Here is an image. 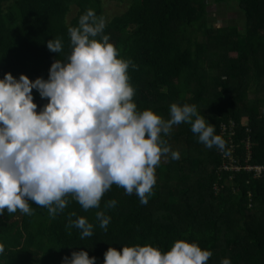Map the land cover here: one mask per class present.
Masks as SVG:
<instances>
[{
    "label": "trees",
    "instance_id": "16d2710c",
    "mask_svg": "<svg viewBox=\"0 0 264 264\" xmlns=\"http://www.w3.org/2000/svg\"><path fill=\"white\" fill-rule=\"evenodd\" d=\"M236 3L0 0V264H264V177L220 169L230 121L264 164V0Z\"/></svg>",
    "mask_w": 264,
    "mask_h": 264
},
{
    "label": "built area",
    "instance_id": "2783aa9c",
    "mask_svg": "<svg viewBox=\"0 0 264 264\" xmlns=\"http://www.w3.org/2000/svg\"><path fill=\"white\" fill-rule=\"evenodd\" d=\"M235 133V123L233 121H230L228 125H223L221 127V134L224 136V140L219 147V152L223 157L224 162L220 169L233 173H254V177L257 179L264 177V164H251V153L253 146L251 139L245 141V164H243L240 158L237 156V149L240 146L234 144Z\"/></svg>",
    "mask_w": 264,
    "mask_h": 264
},
{
    "label": "rangeland",
    "instance_id": "374dc122",
    "mask_svg": "<svg viewBox=\"0 0 264 264\" xmlns=\"http://www.w3.org/2000/svg\"><path fill=\"white\" fill-rule=\"evenodd\" d=\"M105 3V12L110 17L115 16L116 14H121L125 10H127L131 4V0H103ZM212 3L209 10V23L211 27L218 28L229 26L235 23H239L240 21L238 18L241 17L240 12L237 9L236 0H227L224 3L217 4L215 0H209V3ZM77 10L73 8L69 19H73L76 16ZM234 26H241V25H234ZM246 26L244 27V29ZM80 105H84L83 102Z\"/></svg>",
    "mask_w": 264,
    "mask_h": 264
}]
</instances>
